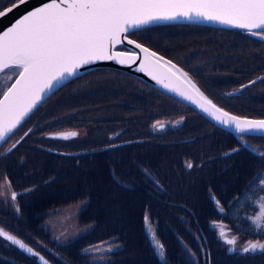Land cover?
I'll return each instance as SVG.
<instances>
[{
    "label": "trees",
    "instance_id": "trees-1",
    "mask_svg": "<svg viewBox=\"0 0 264 264\" xmlns=\"http://www.w3.org/2000/svg\"><path fill=\"white\" fill-rule=\"evenodd\" d=\"M10 2L11 0H5L3 5L5 6ZM163 27L165 26L153 27V29L160 30ZM199 31H202L201 33H207L211 39L209 41H200L196 33ZM163 33L165 35H176L171 34L166 30ZM233 35L238 36L244 41L260 40L259 38L248 34H244L247 36L245 37L243 32L238 30L225 29V32L222 33L221 31H211L209 28L204 26H201V28L194 26L188 31L177 32V37L181 38L180 40H191L192 43L187 44L189 45L187 48L182 44L180 46H177V44L166 46V44H163L162 41L159 42V39H156L158 41H152V39L149 38L146 42L152 47L161 49L164 52L172 51L175 47L189 52H192L197 48L198 50L196 52L201 54V58H203L201 61L205 60L204 62H213L214 58H217L220 59L224 68H230L234 59L228 51L225 50V48L238 47L236 45H231L228 41ZM221 40L223 43L220 42ZM214 50H219V53L217 55H213L212 58H210V55H205ZM248 56L251 57L252 54H248ZM176 57L178 58V56ZM193 72L201 76L205 83L211 87V95L214 98L218 99L220 92L225 93L224 91L217 89V79L222 75H216L213 77V74L209 70L201 67H198V71L194 70ZM222 77L223 84L230 80L228 75H223ZM225 94L227 95L228 92ZM94 95V93H82V100H76L75 96L71 95V93L64 94L61 98V103L58 104L56 108L61 110L60 105L64 104L67 107V109L65 107L64 110L68 114V119L72 117L70 120H81L83 123L94 122V126L92 127L90 133L92 137L100 141L99 145L92 148L86 144L75 143L71 140L72 138H69L68 140H60L58 138L53 139L52 137L56 136V133L59 130H64V127L67 126L66 124H61L63 122L62 119H53L50 122L37 127L34 131L38 133L35 139L36 144L26 147V164L31 166L32 161H34L36 165L34 172L24 166L19 168L12 167L10 174H14L15 176L10 177L17 186L24 189L27 196L39 198V200L31 207H26L23 204L20 205L22 211L21 220L15 218V216H18L17 213L12 212L11 209L6 207V203H1L0 227L16 235L26 244L35 245V248L41 250V248L36 247V245H39L40 242H42V235L29 229H36L37 227V223L31 220L33 219L32 214L37 211H46L48 209V197H54L63 204L71 201L69 200V197H61L62 191L67 195H71L74 194L77 189L80 190L82 194L75 193L76 198H84V196H86L93 205L92 210L94 211V214L90 221L97 222L105 234L126 235L128 238L127 248L124 250L122 257L117 264H138L137 255H142L144 264H193V261L197 264H204L201 263L199 257L193 255L194 248L190 247L181 236H177L175 242L185 253V257L181 256L170 259L165 251L163 263L155 250V256H153L147 246V242H149L150 245H152V243L146 232L145 215L148 216L149 220L154 225L156 237L160 240V242L161 239L158 236L159 228L172 230L174 225L177 230V226L182 222H189V226L199 232L198 239H190L198 244L197 248L199 249L196 250L200 251L203 255L205 264H264V254L259 252L256 254L229 252L227 250L228 246L224 245L222 240L218 237V228L212 227L214 222L216 225L226 226V228L230 230V234L239 238V243L237 242V245L247 242V239H264V237H258L255 233L248 231L250 224L245 217L252 216L257 209L250 205L244 206L242 199L243 194L248 188L249 182L258 172L264 171V168H261V166L257 164L259 156L255 153L249 152L248 156L254 163V168L251 171L242 172L240 179L237 182L228 185L225 189L224 193L227 195V200H224L226 201L225 203L220 202L221 206L224 208L223 214L218 211L216 202L213 201V194L207 192V190L212 187V181L215 176H218L217 173L210 168V166H203L199 167L197 170H190L183 164V162L172 163L168 166V163L170 162L166 158H160L159 161L161 166H167L164 174L161 176L162 178L159 179L161 185L164 180H169V187L172 189L174 188L179 191L184 188L185 194H192L204 199L202 197L203 193L204 196H207L211 201L210 207H205L201 205V203L197 206H191L185 202L184 197L180 192H177V194L173 197V190L172 193H170L165 191L163 186L161 191L157 187H153V182L149 180L150 178L148 176V166H146L143 162L145 154L143 153V143L140 141V138H138L139 136L134 138L136 141L139 140V146L129 145L119 148L116 146V143L119 141L118 139L110 138L106 141L105 137L108 129H111V125L103 128L100 126L96 109L90 108L88 117L86 118H82L80 114L74 110L75 104L77 103L94 101ZM139 95L141 99H144L146 97L156 96L157 92L149 87L141 86ZM226 104L234 113L238 115L252 117L264 116V112L261 114L248 113V111H245L242 108L240 103L238 105L234 104L229 97L226 98ZM137 120L138 118H135L134 122ZM205 122L212 126V128L209 129L210 135L222 138L224 134H227L229 136V140L235 143V145L239 144V140L235 135L223 131L207 121ZM81 126H84V124ZM162 131H164V129ZM141 139L145 141L143 138ZM131 152H134V156L138 153L141 155V163L139 166L140 171L132 176H115L113 173L110 174V167L115 170L119 167L126 169L125 167L128 160L133 162V166L130 169L138 168V166L134 163V158H131ZM40 153L47 154V156H45L46 161L39 156ZM115 153L119 155L118 158L111 157V159L113 161L118 160L119 162L110 166L109 155L114 156ZM74 162L81 166L84 178L89 181V183H87L84 187L80 186L78 182H75L72 186L70 182L72 179H69V177L71 176V167ZM102 163H104L105 168L108 169V173L112 181L111 184H106L100 172L101 167H104L101 166ZM24 171H30L31 174H25ZM97 173L100 174L98 175ZM144 177L147 178L143 180ZM122 178L123 180H121ZM127 180L132 182V184L127 183ZM219 182L223 183V181ZM97 184H100L101 187ZM113 185L119 186L122 192L114 193L111 189V186ZM104 187H107L108 193H106ZM142 187L145 188L146 191ZM109 193L118 194L119 197L121 196L128 202H133L128 207L127 222L120 228L116 227L115 222L110 218L112 213L110 208L103 207V205L110 206V203L113 202V199L108 201L106 198V195ZM231 193L236 194L237 197L235 198V196ZM237 198H241L239 204H237ZM118 199L119 198H117L119 204L124 203V201ZM204 200L207 204H210V201L206 199ZM137 203H139V207L133 211V208ZM12 209L13 211L16 210L15 203ZM40 229L43 231L42 227H40ZM206 239L208 241V247L204 243ZM242 247L243 246H238V248ZM131 254L132 257H130ZM44 256L48 257L46 254H44ZM64 256H66V253ZM73 258L74 257L69 260H72ZM35 259H37V257L27 255L16 246H12L6 240L0 238V264H40ZM27 260L32 261L31 263H28Z\"/></svg>",
    "mask_w": 264,
    "mask_h": 264
},
{
    "label": "snow or ice",
    "instance_id": "snow-or-ice-1",
    "mask_svg": "<svg viewBox=\"0 0 264 264\" xmlns=\"http://www.w3.org/2000/svg\"><path fill=\"white\" fill-rule=\"evenodd\" d=\"M26 2L11 0L10 5L0 8V17L7 16ZM178 20L219 23L247 30L250 35L264 41V0H49L24 14L0 33V78L12 80L15 76L14 82L0 95V143L6 142L63 81L76 77L83 66L100 60L127 64L139 59V71L146 72L164 89L195 104L218 124L231 128L245 148L264 160V152L248 145L244 135L249 134V139L264 140V119L241 118L217 107L188 73L136 40L128 39V34L135 35L136 30ZM125 40L143 55L139 56L132 49L115 51L116 46ZM182 122L183 118L176 125ZM153 127L163 130L165 125L154 124ZM76 135V132H70L52 138L68 140ZM15 147L13 144L12 148ZM186 167L191 169L193 165L189 162ZM4 180L10 190V181L6 176ZM17 196V192L11 191V202L14 203ZM240 199L237 198V204ZM242 199L244 206L257 209L252 216L245 217L250 224L248 231L264 237V171L258 172L249 182ZM216 206L223 214L224 208L219 201H216ZM16 210L18 212L19 208ZM145 226L154 250L163 258L164 245L157 239L147 215ZM212 227L218 228V237L228 246L229 252L264 254V243L259 240L249 241L238 248L236 236L228 238L230 230L226 226L214 222ZM0 238L48 264L32 247L3 228H0ZM82 251L91 255L98 264H110L102 255L96 254L112 253L114 248L110 242H102Z\"/></svg>",
    "mask_w": 264,
    "mask_h": 264
},
{
    "label": "rangeland",
    "instance_id": "rangeland-1",
    "mask_svg": "<svg viewBox=\"0 0 264 264\" xmlns=\"http://www.w3.org/2000/svg\"><path fill=\"white\" fill-rule=\"evenodd\" d=\"M4 1L5 0H1L0 4L4 3ZM163 25L167 27L175 26L185 29L194 24L167 23ZM201 26L209 28L214 32H225V29L221 30L220 27L202 24L199 25L200 28ZM161 31L165 32L164 29L155 30L151 28L136 30L137 36L142 39L140 43L147 47L151 46L146 42V40L149 38H151L152 41L159 39V42L162 41V43L166 45L177 44V46H180L182 44L186 48L189 46L187 44L192 43L191 40H180L181 38H178L177 35H165ZM201 32L202 31L197 32V37L200 41H209L211 39L207 33ZM131 36L136 39L133 34H131ZM228 41L231 43V45L238 46L237 48H225V50L228 51V53L234 59L233 63L230 65V68H224L220 59L214 58L213 62H204L205 60L201 61L203 58H201V54H198V52H189L178 47H175L172 51H166L164 53L169 56H178L179 61L188 69H192L194 67L195 69H198V67L205 68L213 74V77L216 75H228L230 80H228L225 84H223L222 76L217 79V89L224 91L225 93L230 92V100L234 104L238 105L241 101L242 105H249L250 109L248 110V113L261 114L264 112V78L256 80L255 84L248 85V92H245L243 89V86L246 85L243 83L258 77L261 74H264V43L260 40L244 41L236 35L231 36ZM220 42L223 43L222 40ZM211 52L205 55H210V58H212L213 55H217L219 53V50H214ZM248 54H252V56L249 57ZM75 83L77 85L73 87V90L78 89L81 93L91 94L94 93L95 89H101L103 93L94 95V101H84L75 104V108L80 106L86 107L84 111L76 110V112H78L80 116L84 118V116H88L91 106V108L96 109L98 121L102 128L106 126L107 119H112L114 127L119 130L120 136L125 141H133L136 136H139L138 138H140V141L143 143V153L145 154L143 162L146 166H148V170L151 171V173L157 174L159 176L164 174L167 166H161L159 159L162 157L166 158L170 162L168 163V166L176 162H183V164L186 166L189 162H191L193 167L190 170H197L199 167L210 166L214 172L221 173L230 167L236 159H239L245 149H248L245 148L244 144L241 142H239L238 145H235V143L229 140V136L227 134H224L222 138L210 135L209 129H211L212 126L207 124L202 117L208 121L210 120L195 108L180 100L169 98L171 102H166V98H164V102L161 101L162 103H160L162 104L161 106L154 107L146 112H142L143 109L131 103L136 98L132 96L134 90L139 92L141 86L145 85H142L141 80L128 72L122 73L111 69H100L82 76L76 80ZM69 87L70 84L64 85L59 91H57V94L62 95L63 93H67L71 88ZM2 91L3 90L0 91V95H2ZM54 102L55 101L53 98L51 103ZM218 103L225 107V105L219 100ZM167 105L171 107L170 110L166 108ZM140 112H142L140 117L136 122H134V115H138ZM247 117L258 118L252 116ZM181 118H183V122L179 124L182 130L181 136L174 133L164 132L158 127H153L154 124L159 125L165 123L166 121L177 126L176 122ZM259 118H264V116ZM61 124L67 125L65 130L75 131L77 133L75 137H72V140L75 143L86 144L92 148H95L97 145H99L98 140L92 136H87L89 135L90 127L92 129L94 126V122L83 123L81 120L65 119ZM83 124L84 126H81ZM37 135L38 133L32 131L27 140L25 139L22 143H15V148H12V145L16 140V135L11 136L1 148V198H9L11 191L14 190L12 186L9 190L7 183L4 180L5 176L7 177V180L10 179V176H15L14 174H10L12 167L19 168L24 166L25 168L27 167V169H30V171L32 170L34 172L36 166L34 161H32L31 166L26 164V147L29 143H32V145L36 143L35 139ZM141 138H143L145 141H143ZM248 140L249 139L246 138V141ZM254 142H250L254 148H256V146H263L262 143H258L257 138L254 139ZM9 149L12 150L8 151ZM237 149H239V151H237ZM153 155V160H151L150 156ZM39 156L43 158L44 161H46L45 156H47V154L40 153ZM118 156L119 155L117 153H115L114 156L109 155L110 166L119 162L118 160L113 161L111 157L118 158ZM131 158H134V152H131ZM6 165L9 167L4 171L3 168ZM132 166L133 162L128 160L125 168L130 169ZM30 171H24V173L31 174ZM100 172L106 184H111L112 181L110 179V175L104 167H101ZM97 174L99 175L100 173ZM146 178L147 177H144L143 180ZM69 179H72L70 180L72 186L75 182H78L80 186L83 187L89 183V181L83 176V170L81 166L76 162L72 164L71 176ZM121 180H123V178ZM127 183L132 184V182L129 180H127ZM97 185L101 187L100 184ZM157 185L161 188L158 183ZM111 189L114 191V193L122 192L120 187L117 185L111 186ZM143 189L146 191L145 188ZM104 190L106 193H108L107 187H104ZM61 197H66L65 193H62ZM1 198L0 202L3 203ZM106 198L108 201L113 199V202L110 203V206L103 205V207L110 208L112 211L110 218L115 222L116 227H122L127 222L128 207L133 202H128L121 196L119 197L118 194L109 193L106 195ZM117 198H119L118 200L124 201V203L119 204ZM14 203L15 209H17V207L19 208L18 201L16 200ZM21 203L23 204L22 200ZM84 203L85 202L78 201L75 203L70 202L61 206L55 204V213L46 221V224H48L53 229L54 233H59L62 231L61 243L69 248V251L65 256L68 260L74 257L73 254L77 253L78 251H82L89 246L87 244L89 241L83 240L80 233L82 231L88 230L91 227V224H85L81 229L77 228L79 225L78 212L80 213L84 210L81 208ZM138 207L139 203L136 204V206L133 208V211ZM55 208H53V210ZM17 215L18 216H15V218L21 220V208L20 213ZM32 231L36 232L35 230ZM7 242L12 245L9 241ZM262 243H264V241H262ZM96 244H100V242H97ZM34 251L36 250L34 249ZM130 257H132V254ZM37 259L35 260L38 261L39 259ZM119 260H115L112 264H117ZM137 260L139 262L138 264H144L142 255H137ZM31 261L32 260H27L28 263H31Z\"/></svg>",
    "mask_w": 264,
    "mask_h": 264
},
{
    "label": "flooded vegetation",
    "instance_id": "flooded-vegetation-1",
    "mask_svg": "<svg viewBox=\"0 0 264 264\" xmlns=\"http://www.w3.org/2000/svg\"><path fill=\"white\" fill-rule=\"evenodd\" d=\"M173 29V27H171ZM179 27H175V29H178ZM264 78V77H263ZM262 79V78H260ZM252 80V79H251ZM249 81L244 82L243 84H247ZM258 80V79H257ZM253 83L247 84L245 85V87H243V89L245 90V92H248V85H252ZM77 85L75 82L72 83V89H69V93H71V95L75 96L76 100H82V93L78 90V89H74L73 87ZM247 86V87H246ZM208 89H210L211 91V87L207 86ZM99 93H102L101 89H95L94 90V94L98 95ZM218 95V94H217ZM63 95L61 94H55L52 98H55L56 101L54 103H51L50 99L47 100L40 108H38L33 114L32 116L24 123L21 131L23 133H27V135H25L23 141L29 136L31 135L32 131L35 130L37 127H39L40 125L44 124V123H48L51 120H55V119H62L63 121L65 119H68V115L64 113V108L66 107L64 104H61V110H59L58 108H56V106L58 104L61 103V98ZM132 96L136 97L133 102L131 104L136 105L137 107H140L141 109H143L142 112H146L148 111L150 108L152 107H158L161 106L162 103L161 101L164 100L165 97L163 96H153V97H146L144 99H141L139 92L137 90H134V93L132 94ZM228 95H226L225 93H221L220 92V96L218 97L217 100H219L220 102H222L224 105L226 103V98ZM168 98V97H167ZM166 98V102H171L169 99ZM164 102V101H163ZM160 104V105H159ZM240 104L242 105V102L240 101ZM91 108V106H90ZM166 108L168 110L171 109L170 106H166ZM242 108L245 111H248L250 109V106L245 104L242 105ZM86 109V107L80 106L77 108H75L74 110H80V111H84ZM140 112L138 115H134V118H139L141 113ZM88 116H84V118H86ZM168 117V116H167ZM72 119V117L69 118V120ZM111 125V129H108L107 134H106V141L109 140L110 138H114V139H118L119 141L116 143L117 147L121 148L124 146H129V145H133V146H139L140 142L139 140L136 141V139H134L133 141H125L119 134V130L116 129V127H114L113 125V121L112 119H107L106 121V126ZM162 125H165L164 123ZM91 127L89 130V135H87L88 137H91ZM70 132H75V131H68V130H59L56 133V136H58L59 134H66V133H70ZM165 132L168 133H174L176 135L181 136L182 134V130H181V126L178 127H174V126H170L168 127V129L165 130ZM29 138V137H28ZM72 138V137H70ZM249 139V138H248ZM255 138H250L247 142L250 143L251 141L254 142ZM258 139V143H262L263 146L259 147L256 146L255 149H257L258 151L264 152V140H261L259 138ZM62 140V139H60ZM72 140V139H71ZM70 140V142H71ZM22 141V142H23ZM100 142V141H99ZM256 143V142H254ZM252 145V143H250ZM32 145V143H29L27 146ZM253 146V145H252ZM252 153L251 150L249 149H245L242 153V155L240 156L239 159H236L233 164L228 167L226 170H224L221 173H217V175L221 178H219L218 176H215V178L212 181V187H210L207 192L213 194V201H219L222 203H225L227 200V195L226 193H224L225 189L228 187V185L237 182L241 175L242 172H248L251 171L254 168V163L252 162V160L249 158L248 154ZM151 160H153V156H150ZM261 168H264V160H262L260 157H258V161H257ZM134 163L138 166L137 169H123L121 167L117 168L116 170L112 167H110L109 172L110 174L113 173V175L115 176H131L136 174L137 172L140 171L139 166L141 163V155L140 153L136 154L134 156ZM101 166H104L105 168V164L102 163ZM9 166H4L3 170L5 171ZM105 170L108 172V169L105 168ZM149 180L153 182V187H157L160 191L161 188L163 186V188L165 189V191L172 193L173 190V197L177 194V192H180L186 203H188L191 206H197L199 203H201V205L205 206V207H210L211 206V201L207 196H204V194L202 193V197L208 201H210V204H207L205 202L204 199L194 196L192 194H185L184 193V188L180 189L179 191L175 190L174 188L172 189L171 187H169V180H164L162 182V185L159 181L160 178H162L161 176L151 173V171H149ZM11 183V186L13 187V191L18 193L17 196V201L19 204V212H17V210L13 211V206L14 203L11 202L10 200V196L9 198H1L2 202L5 204L4 201H8L6 204V207H8L9 209H11L12 212H16L17 214L20 213V205L21 200L23 202V205L26 207H31L33 206L38 200L39 198H32L30 196H27V193L24 191V189H22V187L17 186L13 180L8 179ZM189 180H193V179H189ZM219 181H223V183H220ZM157 183L161 186L158 187ZM62 193H64L62 191ZM76 194H82L80 190H75ZM71 194V195H66V197H69L71 201L65 203H75V202H85L83 204V206L81 208H83L84 210L82 212H78V220H79V225H78V229H81L83 225L85 224H91V227L86 230V231H82L80 233L81 237L83 240L85 241H89L87 242V244L89 245L87 248L91 247V246H95L98 245L96 244L97 242H100V244L102 242H110V245L114 248V251L112 253H102V254H96V255H102L108 262H110V264H112L115 260H119L122 257V254L124 252V250L127 248V244H128V238L126 237V235H112V234H105L103 232V230L101 229V227H99V224L95 221H90L91 218H93V210L92 207L93 205L91 204V201L84 196V198H76V195ZM233 196H235V198L237 197L236 194L231 193ZM48 201V209L46 211H37L34 214H32V218L31 219L33 222L37 223V227L36 229L33 228H29L31 231L35 230L38 234L42 235V239L41 241L44 242H40L39 245H36V247L41 248V250H38L37 248H35L32 244H28L30 247L34 248L36 251H38L39 253H41L43 256L44 254H46L48 257L44 256L46 259H48V261H50V263L52 264H98L97 261H94L91 255H86L83 251H78L77 253L73 254L74 258L72 260H68L64 255L65 253H67L69 251V248L66 247L65 245H63L61 243V232L57 233V232H53V229L46 224V221L48 220V218H50L56 211L55 208V204H58V206L61 205H65V204H61L60 201H58L56 198L54 197H48L47 199ZM68 201V200H67ZM1 204V202H0ZM56 206V207H58ZM53 208H55L53 210ZM5 215V214H3ZM40 225H39V224ZM40 227L43 228V231L40 229ZM198 235L199 232L190 227L189 226V222H182L180 225L177 226V230L175 228V226L173 225V229L172 230H167V229H163V228H159V238L161 239V243L164 245L165 251L167 252V256L170 257V259L176 258V257H185V253L181 250V248L179 247V245L175 242V239L177 236H181L190 247L194 248V256H197L200 258L201 263L205 264V259L203 257V255L201 254L200 251L196 250L199 249L198 244L191 240L190 238L193 239H198ZM185 237V238H184ZM147 242V241H146ZM205 245L208 247V241L207 239L204 241ZM107 246V245H106ZM118 246V247H117ZM147 246L150 249V253L155 256V251L152 248L153 246L150 245L149 242H147ZM210 251V250H209ZM28 255V254H27ZM193 264H197L195 261H193Z\"/></svg>",
    "mask_w": 264,
    "mask_h": 264
},
{
    "label": "water",
    "instance_id": "water-1",
    "mask_svg": "<svg viewBox=\"0 0 264 264\" xmlns=\"http://www.w3.org/2000/svg\"><path fill=\"white\" fill-rule=\"evenodd\" d=\"M49 0H27V2L25 4H23L22 6H20L19 8L15 9L12 13L8 14L7 16L5 17H0V33H2L3 31L7 30V28H9L10 26H12L19 18H21L24 14H26L27 12L35 9V8H38L46 3H48ZM170 23H193V24H205V25H211V26H216V27H221V28H226V29H238V28H233V27H229V26H226V25H222V24H219V23H213V22H207V21H186V20H178V21H175V22H170ZM155 25H162V24H154V25H150V26H155ZM148 26V27H150ZM239 30H243V29H239ZM247 31V30H245ZM131 34H128V39H133L131 36ZM137 42V41H136ZM139 43V42H137ZM143 45V44H142ZM123 46H126L130 49H132L135 53H137L139 56H142L143 54L140 53V50L139 49H135L133 48L132 45H129L127 43V41L125 40L122 44H118L116 46V49L115 51L117 52H128V51H124V50H120L118 49L119 47H123ZM144 47H147L145 45H143ZM149 48L150 51H154L157 53L158 56H162L164 57L162 54L158 53L157 51L153 50L152 48L150 47H147ZM164 59L166 60H170V59H167L166 57H164ZM171 61V60H170ZM173 63V62H172ZM139 65H140V60L137 59L135 61V63H127V64H120L119 62H117L116 60H100V61H95L94 63H91L89 65H85L83 66L78 75L80 74H83L89 70H92L94 68H98V67H110V68H115V69H120V70H123V71H126L128 73H131L137 77H139L140 79L142 80H145L147 81L148 83L156 86L158 89L168 93V94H171L173 95L174 97L184 101L185 103L189 104L190 106H192L193 108H195L197 111H199L201 114H203L205 117H207L210 121H212L213 123L217 124L218 126L222 127L223 129H226L228 131H230L231 133L237 135L231 128H225L224 126L218 124L216 121L212 120L211 117H209L206 113H203L195 104H192L190 101L188 100H185L183 99L182 97H180L179 95L175 94L174 92H171V91H168L166 89H164L163 87H161L159 84L156 83L155 80H153L151 78V76H149L146 72H143V71H139L138 68H139ZM77 75V76H78ZM76 76V77H77ZM73 78L75 77H70L68 78L67 80L63 81L59 86L58 88H60L62 85H64L65 83H67L68 81L72 80ZM15 80V79H14ZM14 82V81H13ZM10 86V85H9ZM8 87V86H7ZM6 87V88H7ZM6 88H4V85L1 83L0 81V91L1 90H6ZM57 88V89H58ZM56 89V90H57ZM54 90V92L56 91ZM51 95V94H50ZM205 95V94H204ZM206 96V95H205ZM47 99V98H46ZM213 102V101H212ZM214 103V102H213ZM215 104V103H214ZM217 106V104H215ZM218 107V106H217ZM225 111V110H224ZM228 112V111H227ZM229 114L231 115H235V114H232L229 112ZM31 115V114H30ZM29 115V116H30ZM237 116V115H236ZM241 118H247V119H264V118H250V117H242V116H239ZM27 119V118H26ZM25 119V120H26ZM23 123V122H22ZM244 135H249V134H244ZM238 136V135H237ZM239 137V136H238ZM3 143H0V146L2 145ZM10 234V233H9ZM42 262V261H40ZM43 263V262H42Z\"/></svg>",
    "mask_w": 264,
    "mask_h": 264
}]
</instances>
